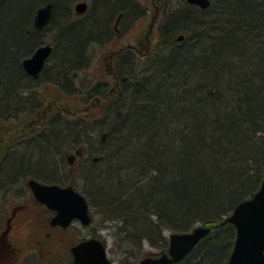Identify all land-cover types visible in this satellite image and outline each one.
<instances>
[{
  "label": "trees",
  "instance_id": "obj_1",
  "mask_svg": "<svg viewBox=\"0 0 264 264\" xmlns=\"http://www.w3.org/2000/svg\"><path fill=\"white\" fill-rule=\"evenodd\" d=\"M41 1H0V115L18 113L11 101L21 98L12 89L22 77L20 55L33 47L30 25ZM53 1L61 13L67 0ZM134 2L95 0L91 18L65 29L63 61L75 63L88 37L106 30L115 10L136 11ZM181 26L184 39L174 44ZM162 28L164 39L144 68L119 60L118 72L128 70L130 78L98 122L108 134L102 151L85 169L73 168L85 185L67 183L119 221L123 236L134 228V239L164 251V229L210 227L175 264H226L236 238L227 218L264 179V0H211L207 8L183 0ZM51 117L47 133L7 159L5 179L31 168L37 180L62 182L52 180L59 149L92 126Z\"/></svg>",
  "mask_w": 264,
  "mask_h": 264
},
{
  "label": "flooded vegetation",
  "instance_id": "obj_2",
  "mask_svg": "<svg viewBox=\"0 0 264 264\" xmlns=\"http://www.w3.org/2000/svg\"><path fill=\"white\" fill-rule=\"evenodd\" d=\"M159 1L162 2V0ZM49 2L53 4L49 21L42 27H37L33 20L31 27L33 47L23 58L20 56L21 60H19L21 72L28 82L20 83L21 76H19L16 85L20 83V90L24 89L26 92L18 102H26L27 100V105H30L29 108L18 109L17 112L19 114L28 110V113L31 114L29 115L30 118L23 122L21 118L15 116L12 118L13 120L8 121L12 115L8 118L5 115H0V264H75L72 247L95 235L92 237L81 236L82 229L78 227L79 231L77 230L71 237L76 241L71 242L68 239V230L74 231L75 228H71L72 226L83 223L74 219L66 227L60 224H52V219L57 211L36 198L29 185V180L34 177L26 175L25 179L28 178L26 185H23L22 182L25 180L22 172H17L12 178L5 179L3 174L7 165L6 161L9 157L19 155L28 149V145L40 136V133L36 132L37 126L48 116L58 113L66 121L76 116L78 113L76 110L71 111L68 104L74 103L82 106L79 111L83 114L84 120L89 116H96L92 112L93 109L99 108L104 111L115 103L118 94L125 85L127 86L130 78L128 70L118 72L119 60L124 58L125 62H131L132 66L134 58H146L154 54L157 45L165 36L162 28L165 22L159 20L158 13V15L152 16L148 29L149 32L153 33L156 28L155 36L157 37L156 43L150 51H145L140 46L144 43L143 41L138 42L139 44L128 39L123 41V35L118 34L120 32L119 25L122 17L127 15L128 10H115L108 20L106 30L90 35L84 42L79 59L72 65H67L63 61L64 52L59 50L61 41L58 40L54 32H59L71 24L91 18L95 11V0L78 1L77 3L85 2L87 4L83 12H77V3L75 6H69L67 2L62 7L61 13L57 10L53 0H46V2L36 6L33 19L38 9ZM70 15L73 18H70ZM119 40L122 41L121 44H119ZM145 40L149 43L150 36L146 35ZM177 41L176 39L174 44L178 43ZM43 45H50L51 51L38 74H31L25 68L23 60L31 57ZM78 74L81 76V81H76ZM91 134L93 132L88 131V135L91 136ZM104 137L105 135L102 140ZM87 143L89 142L83 145L85 146ZM75 145L78 146L76 150L71 151L69 146L65 145L67 146L65 151L62 149L63 147L58 151L63 156L67 154L73 166L78 164L80 158L85 154V148L82 144ZM58 184L62 186L72 185L65 181ZM27 185L31 191L29 195L17 194L22 192V187L25 191ZM1 187L3 188L2 192ZM11 192L14 195H10ZM23 231L27 232H24L23 235ZM21 236H24L22 241L20 240ZM163 252L165 251L163 250Z\"/></svg>",
  "mask_w": 264,
  "mask_h": 264
},
{
  "label": "water",
  "instance_id": "obj_3",
  "mask_svg": "<svg viewBox=\"0 0 264 264\" xmlns=\"http://www.w3.org/2000/svg\"><path fill=\"white\" fill-rule=\"evenodd\" d=\"M1 1V0H0ZM189 4L207 8L211 0H187ZM52 2L38 10L35 25L42 27L52 14ZM87 4L79 2L77 12L85 11ZM184 39L179 34L177 40ZM51 51L50 45L39 47L35 53L26 58L23 64L27 71L37 75ZM29 185L36 198L57 211L52 224L68 226L74 219L84 225L91 222L90 206L86 196L73 185L62 186L58 183H43L35 178ZM236 227V238L232 253L226 264H264V179L260 188L234 208L227 218ZM211 231L210 227L198 226L191 231L172 232L169 235V248L158 256H146L139 264H175L183 260ZM75 264H114L109 258L107 246L96 237L87 238L72 247Z\"/></svg>",
  "mask_w": 264,
  "mask_h": 264
},
{
  "label": "rangeland",
  "instance_id": "obj_4",
  "mask_svg": "<svg viewBox=\"0 0 264 264\" xmlns=\"http://www.w3.org/2000/svg\"><path fill=\"white\" fill-rule=\"evenodd\" d=\"M78 1H80V0H67V2H68L67 4L69 6H75V4ZM44 2H46V0H42L39 4L44 3ZM182 2H183V0H162V2L159 0H135V4L137 6V9H136V11L135 10L128 11L127 15H124L122 17L120 25H119V28H120L119 31L120 32L118 34L123 35V37H122L123 41L128 39L135 44H139L138 42L143 41L144 43L140 44V46L143 47V50H145V51L149 50L150 51L154 47V45L156 43V39H157V37L155 36L156 35V28H155V31L153 33L148 31L149 25L152 21V16L158 15V13H159V20H163V22H165L167 14L169 12L173 11L174 9L178 8L179 6H181ZM124 11H126V10L124 9ZM127 28H129V29L126 30ZM179 34H185V32L182 31V26H181V28H179L175 31V36L173 35V37H172V41H173L172 43H174V40L176 41L177 36ZM146 35L150 36L149 43L146 42V40H145ZM121 43H122V41L119 42V44H121ZM173 45L171 44L169 46L172 47ZM167 46H168V43H167ZM134 61L135 62L137 61V64H136V66L138 68L137 70L144 68L145 65L147 64L146 58H141V57L134 58ZM1 97L2 96H0V98ZM14 101L15 100L11 101L12 104H14V108H18L19 110L29 108L30 104L21 105V104H18V102H16V101L14 102ZM68 106H69L68 108H70L71 111L76 110V112L78 113V114H76V116H74L71 119V122H73L74 120L77 122V120H78L80 125L92 126L91 130L95 131V137H94V139L92 138V139L86 141L89 143H87L85 146L83 145L84 143H86L85 137L87 136L86 133L88 132L87 131L88 127L86 126L87 127V129H85L86 133L83 134L84 139L78 140V141L73 143L74 145L78 144V143L82 144L83 147L85 148V154L80 158L79 163L76 164L75 166L72 165L67 154H66V156H63V154L61 155V153L58 152V154H57V158H58V164L57 165L58 166H56V171L53 172L54 177L52 178V180L65 181V182L73 180V183L76 184L78 188L79 187L81 188L83 185H85V182H82L81 177L79 176L81 172L78 171V173H77L74 171L73 168L81 167V170H82V169H85L88 165L92 164L93 162H96L97 159L99 158V153H100L99 150H100L101 142H104V140L106 139L108 134H106L107 132L103 131L104 129H100L102 127V125H100L98 123L103 118L104 112L102 111V109L101 110L99 108L93 109L92 112H94V114H96V116L95 117L89 116L88 118L83 120L82 117H84V116H83V114H81V111H79L82 109V106L75 105L74 103H70V104H68ZM7 114H9V113H7ZM29 115H31V114H29L28 110H27V111H22L19 114L17 113L15 115H12V118L17 116V117L21 118L22 121L24 122L27 118H30ZM6 117H9V116H6ZM52 119H53V117L48 116L46 119H44L42 122H40L39 126H37V128H36V132L37 133L45 132L49 128V124H51L53 122ZM56 124L57 125H55V127L57 128V130L62 129L64 127L61 120H58L56 122ZM91 130H89V131H91ZM104 135H105V137L102 140V137ZM40 144L45 145L46 143L42 141V143H40ZM65 145H68V144L65 143ZM62 147H63L62 149L65 151L66 150L65 147H67V146H62ZM36 149L37 148H34V151ZM62 156H63V158H62ZM93 158H95V159H93ZM80 162H81V164H80ZM26 169L27 170H24L25 172H22L24 175V179H25L26 175L30 176V177H32V175H33L32 174L33 170H30L31 168H26ZM43 172L44 171H42V173H40L39 175L42 174V175L51 177L52 173L45 172L46 174H44ZM27 180H28V178L25 179L24 181H22L23 185H26ZM23 188L24 187H22V189ZM22 189H21L22 192L17 193V194L29 195L31 193L28 185H27L25 191H24V189L23 190ZM2 191H3V188L1 187V192ZM10 195H14V193L11 192ZM90 210H91V222L88 225H84V224L74 225L71 227V228H73V227L75 228L74 231L70 230V229L68 230V232H69V238L68 239H70L71 242L76 241L75 239H73L71 237L74 235V233L78 230V227H79L82 229V233H81L82 235L81 236L92 237L93 235H95L93 237L101 238L106 243L107 250H108V256L110 257V259L115 261V264H139L140 260L143 257L150 256V255H160L163 252V247L151 245L147 238L142 239L140 242L138 240L139 238L134 239L133 238V233H135V232H133L135 230L134 228H131V230H130L132 235L127 236V234H126V236H123L122 232L118 229L120 222L115 220V219H110V218L108 219L106 217V215L108 214V211L104 212L105 210L102 211L101 208L99 209V207H97L96 205H91ZM71 231H73V233H71ZM24 232H27V231H23V235H24ZM163 233H164V235H166V237L168 239V246H169V235H170L171 231L166 228L163 230ZM22 238H24V236H21V239H20L21 241L24 240ZM167 249H168V247H167ZM129 251H131V253H129Z\"/></svg>",
  "mask_w": 264,
  "mask_h": 264
},
{
  "label": "bare ground",
  "instance_id": "obj_5",
  "mask_svg": "<svg viewBox=\"0 0 264 264\" xmlns=\"http://www.w3.org/2000/svg\"><path fill=\"white\" fill-rule=\"evenodd\" d=\"M135 3V2H134ZM41 8V7H40ZM39 8V9H40ZM38 9V10H39ZM37 13H38V11H37ZM37 15V14H36ZM70 18H73V16L72 15H70ZM33 20H34V24H35V21H36V16H35V18L33 19L32 18V21H31V27H32V25H33ZM36 26V25H35ZM30 27V30L32 29ZM31 32H33V31H31ZM65 29H62V30H60L59 32H54L56 35H57V38H58V40H60L61 42H63L64 41V35H65ZM34 41L32 40V43H33ZM43 46H45V45H43ZM41 47V46H40ZM29 52V51H28ZM26 54H24V53H22L20 56H21V58H23L24 56H25ZM28 58V57H27ZM26 59V58H25ZM24 59V60H25ZM23 60V61H24ZM76 81H81V76H80V74H78V76H77V78H76ZM28 82V80H26V78H24V76H23V74H22V77H21V81H20V83H27ZM19 83V84H20ZM16 85L15 86V88H13L12 89V91H15L14 93H15V96L16 97H18L19 99L21 98V97H23V94H25V92H26V90H24V89H22V90H20V88H21V86L20 85ZM29 91V90H28ZM0 92H1V90H0ZM0 96H1V94H0ZM2 96H4V94L2 95ZM2 98V97H1ZM5 99V97H3L2 98V100H4ZM16 98H14V100H15ZM27 103V100H26V102H20V104L21 105H27L26 104ZM49 129V128H48ZM47 129V130H48ZM47 130L45 131L46 133H47ZM94 137H95V132H93V134H91V136L90 135H88L87 134V136L85 137V142L86 141H88V140H90V139H94ZM66 144H68V146H69V148H70V150L71 151H73V150H76L77 149V145H74L73 143H70V142H66ZM102 151V149L100 148V150H99V152H101Z\"/></svg>",
  "mask_w": 264,
  "mask_h": 264
}]
</instances>
